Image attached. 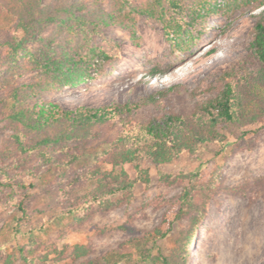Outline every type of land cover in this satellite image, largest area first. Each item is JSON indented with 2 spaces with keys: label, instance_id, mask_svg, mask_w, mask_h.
Here are the masks:
<instances>
[{
  "label": "rangeland",
  "instance_id": "rangeland-1",
  "mask_svg": "<svg viewBox=\"0 0 264 264\" xmlns=\"http://www.w3.org/2000/svg\"><path fill=\"white\" fill-rule=\"evenodd\" d=\"M74 1L92 6L98 0H42V5ZM108 4L109 0H102L104 9ZM209 5V14H202L193 27L177 35V48L166 40L160 26L143 15L133 23L134 41L126 31L112 26L102 34H75L65 40V29L58 21L26 34L16 20L0 15V151L15 149L10 142L14 130L2 119L1 97L14 83L36 74L16 76L14 58L28 60L35 52L54 55L66 42L77 39L92 46L115 43L117 56L110 61L92 56L83 82L41 94L67 107L135 102L172 85L180 88L156 104L101 124L95 140L85 145L70 143V150L79 151L80 156L67 166L39 162L31 153L3 157L0 164L9 167L8 175L30 187L24 190L29 216L17 227L15 201L22 190L0 188V264H160L158 251L169 254L185 224L184 218H176L185 184L177 175L197 170L199 180L206 181L216 166L222 183L207 203L187 264H264V116L245 127L223 124L219 127L225 135L222 143H205L195 153L181 152L169 162L155 164L148 156L139 157L137 163L147 171L149 182H137L131 199L111 210L67 211L92 186L84 177L90 168H112L102 151L106 141L120 131V120L143 122L190 112L196 103L217 92L228 67H255L254 62L246 63L251 62L248 43L254 22L264 14V0H212ZM21 39L13 51L8 43L15 46ZM243 129L248 131L245 135ZM120 168L135 177L132 164L115 167ZM156 227L167 230L166 236L157 240L147 236ZM75 244L84 246L86 254L75 256Z\"/></svg>",
  "mask_w": 264,
  "mask_h": 264
},
{
  "label": "trees",
  "instance_id": "trees-1",
  "mask_svg": "<svg viewBox=\"0 0 264 264\" xmlns=\"http://www.w3.org/2000/svg\"><path fill=\"white\" fill-rule=\"evenodd\" d=\"M211 1L109 0L108 9H104L102 0L92 3V6L74 1L54 7L42 5V0H0V15H8L16 20L26 34L58 21L59 26L65 29V40L74 38L75 34H102L104 29L112 26L126 31L132 41L135 39L133 23L137 16L143 15L160 26L166 40L177 48V35L187 26L193 27L202 14H209ZM23 40L15 46L8 45L17 51ZM84 48H88V51L84 52ZM116 48L117 45L111 41L92 46L88 42L80 44L77 39L75 43L66 42L54 55L35 52L28 60H23L24 57L14 58L16 76L33 71L36 74L28 81L14 83L1 97L2 119L14 130L10 142L15 149L4 148L0 151V160L18 152L31 153L39 162L54 161L67 166L80 156L79 151L70 150V143L82 142L85 145L97 138L96 129L101 124L141 106L156 104L168 93L180 92L179 85H172L142 96L135 102L127 100L123 103L76 107H67L49 96H41L50 89H63L83 82L88 76L92 56L110 61L117 56ZM248 50L251 62L246 63L250 65L254 62L255 67H228L223 71L217 92L196 103L190 112L169 113L143 122L120 120V131L106 141V148L102 151L112 168H90L84 177L92 182V186L75 198L67 211L83 213L88 208L111 210L131 199L137 182H149L147 171L137 163L139 157L148 156L155 164L169 162L181 152L195 153L205 143H222L225 135L219 127L223 124L237 123L245 127L263 117L264 14L253 24ZM89 52L91 55H88ZM247 132V129H243L242 135ZM56 151L59 154L55 157L53 153ZM126 163L132 164L134 178L123 168L115 169ZM8 168L0 164V188L22 190L15 201L19 213L17 227L29 216L25 205L28 193L24 190L30 185L24 180H14L8 175ZM177 176L185 184L179 196L176 218H184L185 224L179 230L169 254L158 251L156 259L160 264H187L189 247L206 214L207 203L222 183L219 166L213 169L206 181L199 180L197 170ZM117 196L119 198L114 199ZM84 218L78 217L79 220ZM166 234L167 230L156 227L147 236L157 240ZM72 252L75 256H81L87 250L75 244ZM26 264L37 263L26 261Z\"/></svg>",
  "mask_w": 264,
  "mask_h": 264
}]
</instances>
